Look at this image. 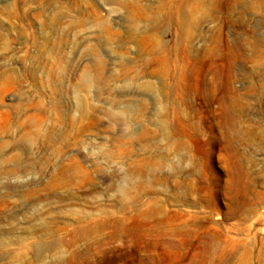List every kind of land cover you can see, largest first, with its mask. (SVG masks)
<instances>
[{
    "label": "rangeland",
    "instance_id": "rangeland-1",
    "mask_svg": "<svg viewBox=\"0 0 264 264\" xmlns=\"http://www.w3.org/2000/svg\"><path fill=\"white\" fill-rule=\"evenodd\" d=\"M0 264H264V0H0Z\"/></svg>",
    "mask_w": 264,
    "mask_h": 264
}]
</instances>
